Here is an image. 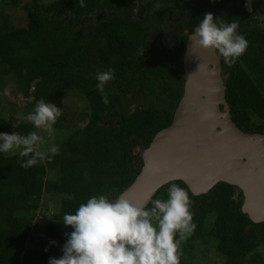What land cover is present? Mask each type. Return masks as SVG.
I'll use <instances>...</instances> for the list:
<instances>
[{
    "label": "trees",
    "instance_id": "1",
    "mask_svg": "<svg viewBox=\"0 0 264 264\" xmlns=\"http://www.w3.org/2000/svg\"><path fill=\"white\" fill-rule=\"evenodd\" d=\"M249 1L32 0L21 6L25 27L0 11V91L10 82L33 121L6 116L0 102V264H192L181 252L203 235L217 241L224 264H263L255 248L264 245V222L239 213L228 184L195 196L171 181L137 214L122 218L115 210L141 167L133 148H146L172 120L194 28L218 43L230 120L264 135V27L251 20ZM209 5L213 12L204 11ZM157 30L171 35V46L149 42ZM69 95L82 102L75 118L61 112ZM46 130L60 142L42 155ZM7 140L12 153L3 148ZM182 197L194 228L178 212ZM167 208L179 226L161 232L152 251H120L119 239Z\"/></svg>",
    "mask_w": 264,
    "mask_h": 264
},
{
    "label": "water",
    "instance_id": "2",
    "mask_svg": "<svg viewBox=\"0 0 264 264\" xmlns=\"http://www.w3.org/2000/svg\"><path fill=\"white\" fill-rule=\"evenodd\" d=\"M212 41L199 28L188 34L172 120L142 148L139 172L117 197L119 217L140 212L168 182L180 181L192 195L222 182L242 191L241 211L251 222L264 221V135L231 122Z\"/></svg>",
    "mask_w": 264,
    "mask_h": 264
},
{
    "label": "rangeland",
    "instance_id": "3",
    "mask_svg": "<svg viewBox=\"0 0 264 264\" xmlns=\"http://www.w3.org/2000/svg\"><path fill=\"white\" fill-rule=\"evenodd\" d=\"M32 0H19L17 6H12L9 4L8 0H0V11L6 13L9 16L10 21L13 23L14 26L17 27H25L28 24V18L26 17L25 12L22 10L21 6L29 3ZM41 4H46L52 0H36ZM253 11V20L256 21L257 26L260 28L264 27V0H253L252 7ZM151 38L149 39V41ZM236 49V47L234 48ZM6 86L2 91H0V102L5 106L6 116L10 114H14V116L18 117L21 116L25 122L33 123L32 116H31V109L27 108L26 101L20 99L18 95H15L10 82H6ZM82 102H78L76 97L74 96H66L62 100V110L61 112L65 114H71L73 118L77 117ZM60 112V113H61ZM48 115V112H46ZM251 121H255V117H250ZM109 119L106 123L110 122ZM41 127L48 128L49 120L45 119L42 121ZM81 125V123H79ZM52 127V126H51ZM250 134H257L246 132ZM62 135V134H61ZM51 130L45 131V138L47 142H42L41 144V153L42 155H46V153H50L56 148L55 144H58L60 141V137L56 140L55 137L52 138ZM2 142H5V139H1ZM4 150L6 153H12L15 150V145L7 140L4 144ZM133 156L136 158L141 159L142 148L141 147H134L132 151ZM235 194V192L233 191ZM183 198V197H182ZM237 198V195L235 196ZM48 207H51V201L47 203ZM184 198L182 200V204L178 209L179 214L181 217L190 218V221H193V214L189 213L184 210ZM239 213H241L239 211ZM215 213L212 211L211 213L207 214L204 218L203 224L204 227H210L211 222L214 219ZM178 222L173 217L170 208L165 210L163 216L155 217L149 220L145 226V229L141 232H132L121 239L118 240L117 246L120 251H130V252H145V251H152L154 249V245L157 241L158 235L161 232H165L172 227H178ZM193 226L194 224L190 225ZM194 231V230H193ZM191 231V234L192 232ZM189 232V230H188ZM187 249L182 251V257H189L190 262L192 264H223V259L217 258L215 253L213 252L214 246H216L217 241L213 238H194L191 239ZM255 252H259L262 257V261L264 264V245H259L255 248ZM214 254V255H213Z\"/></svg>",
    "mask_w": 264,
    "mask_h": 264
},
{
    "label": "flooded vegetation",
    "instance_id": "4",
    "mask_svg": "<svg viewBox=\"0 0 264 264\" xmlns=\"http://www.w3.org/2000/svg\"><path fill=\"white\" fill-rule=\"evenodd\" d=\"M250 2V4H249V6H250V9H251V7H252V3H253V0H250L249 1ZM211 8H213L212 7V5H209V6H206L205 7V9H204V11L205 12H213L212 11V9ZM252 14H253V11H252V9H251V20H253L254 18H253V16H252ZM180 19V18H179ZM177 20H178V18H177ZM170 21L171 22H176V19L174 20V19H170ZM179 21V20H178ZM170 29H171V27H170ZM187 36H188V34H187ZM209 36V35H208ZM171 37V35L169 34V33H161L159 30H157V31H155L154 33H152V35H149V37H148V39H150L151 38V40L149 41V42H152L153 43V45L154 46H158V45H162L163 43H165L167 46H171L172 45V39L170 38ZM213 41H212V45H213V47H214V52H215V54H216V57H217V59H218V62H219V67L221 68V66H220V59L218 58L219 56H220V51L217 49V47H218V43L216 42V41H214V39H213V37L212 36H209ZM163 46H164V44H163ZM138 52L139 53H143V50H141V48H139L138 49ZM182 59V58H181ZM181 68H182V61H181ZM182 70V69H181ZM221 70V69H220ZM220 76H221V71H220ZM222 79V78H221ZM222 82H223V80H222ZM223 85V84H222ZM182 88H183V78H182ZM182 93V92H181ZM230 186H232V185H230ZM233 191L235 192V194L233 193ZM237 195V198L238 199H235V196ZM230 198H231V201H232V203L233 204H238V209H239V211L241 212L240 214L241 215H244L245 217H246V219L249 221V223H253V222H251L248 218H247V216H246V214H244V213H242V211H241V208H242V204H243V195H242V191L240 190V189H238L237 187H235V186H232V194H231V196H230ZM233 212H235L234 210H233ZM262 222H264V221H262ZM261 223V222H260ZM253 224H257V223H253ZM203 238H213L214 239V237H210V236H208V235H203L202 236ZM259 246V245H258ZM214 248H215V246H214ZM213 252L215 253V255L217 256V258H221V259H223V264H224V258L222 257V256H219L216 252H215V250H213ZM214 255V254H213Z\"/></svg>",
    "mask_w": 264,
    "mask_h": 264
},
{
    "label": "clouds",
    "instance_id": "5",
    "mask_svg": "<svg viewBox=\"0 0 264 264\" xmlns=\"http://www.w3.org/2000/svg\"><path fill=\"white\" fill-rule=\"evenodd\" d=\"M220 69H221V68H220ZM220 71H221V70H220ZM222 84H223V83H222ZM223 98H224V96H223ZM224 101H225V100H224ZM226 105H227V104H226ZM219 110H221V107L219 108ZM228 110H229V109H228ZM228 114H229V112H228ZM229 118H230V116H229ZM231 122H232V121H231ZM233 125H234V124H233ZM235 127H236V126H235ZM236 128H237V127H236ZM237 129H238V128H237ZM207 192H208V191H207ZM207 192H206V193H207ZM204 194H205V193H204ZM200 195H202V194H200ZM195 196H198V195H195ZM183 198H184V197H183ZM184 210H185V209H184ZM190 213H191V212H190ZM192 213H193V212H192ZM193 217H194V214H193L192 218H193ZM203 221H204V220H203ZM212 222H213V221H212ZM212 222H211V223H212ZM191 224H195L194 221H193ZM202 225L204 226L203 222H202ZM178 226H179V225H178ZM207 228H208V227H207ZM187 230H189V233L191 234V229H190V227H188Z\"/></svg>",
    "mask_w": 264,
    "mask_h": 264
}]
</instances>
